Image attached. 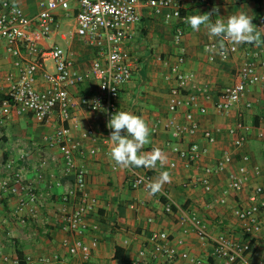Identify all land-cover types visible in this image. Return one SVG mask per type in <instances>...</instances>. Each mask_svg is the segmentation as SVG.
I'll use <instances>...</instances> for the list:
<instances>
[{
  "label": "crops",
  "instance_id": "1",
  "mask_svg": "<svg viewBox=\"0 0 264 264\" xmlns=\"http://www.w3.org/2000/svg\"><path fill=\"white\" fill-rule=\"evenodd\" d=\"M143 2L145 0H142ZM205 5L200 0H182V13L204 14L212 12V22L223 19L240 11L253 17V24L262 28L260 20L264 19V0H261L259 10L256 11L255 0H208ZM17 4L33 16L36 13L32 6L34 0H16ZM74 8L72 2L69 17H63L60 12L56 17L59 29L54 30L51 38L46 41L37 39L40 47L50 43L60 45L74 61V68L84 72L97 57L95 50L83 44L74 36ZM218 13L214 14L213 9ZM139 21L134 25V36L124 43L130 55L131 79L120 87L118 111H130L142 116L150 128L151 143L145 145L144 152L152 148H160L168 160L176 159L177 166L169 168L160 167L153 172V180L160 171L171 174V183L163 186L161 192L150 195L143 189H130L125 183L126 169L120 168L111 160L109 143L104 144L97 140L83 139L80 133L88 128L103 132V117L100 114L89 112L77 104L82 97H90L95 91V82L88 80L75 87L69 88L72 103V114L77 122V127L71 129V145L76 149V168L84 173L86 178L85 191L89 196L96 198L97 206L88 215L87 225L91 229L84 235V241L89 242L95 236L97 244L91 250L87 260L82 261L70 252L72 238L64 229L63 216L70 212L74 206V198L63 202L61 196L64 191L73 186L72 174H63L64 162L61 152L56 146L45 144L43 138L53 133L60 126L58 114L48 121H40L31 115H9L0 125V152L3 162H9V168L0 163V179L19 172L22 178L34 184L39 196L35 204L37 216L26 217L25 223H18L12 212L17 207L16 197L0 191V264H18V253L25 264H44L38 258L47 257L66 264H161L165 262L164 256L154 251L150 236L153 233L165 232L169 236V246L176 248L175 264H192L189 260L180 257L183 252L191 257L200 258L209 264H225V261L212 254V242L200 240L191 224L185 217L194 216L199 224L211 236L225 235L236 242L250 243L247 254L251 264H264V229L250 238L241 232L240 224L233 215V209L239 204H246L247 193L256 186L264 190V140L257 139L254 134L244 144L242 152L249 157V174L245 188L239 194H230L226 203L217 202L220 191L224 186L228 170L222 172L214 179L211 193H205L200 188L190 187L192 179L200 175V170L193 167L186 168L182 165L171 146L175 140L168 131L160 128L156 133L151 127L157 119L163 120L167 115V106L174 99L169 95V90L174 86L173 81L165 80L168 66L175 61L176 54L181 47L184 52V62L181 68L193 75V80L188 87V92L196 91L199 87L208 86L212 94L221 90L233 80V74L244 61L243 52L247 49H258L262 46L254 44L237 45L238 52L227 60L216 58L208 61L204 46L216 37H210L204 26L195 32L184 23L183 36L180 46L173 42L174 28L177 20L165 22L162 17L155 16L151 8L141 6ZM69 26H72L69 30ZM51 29V28H50ZM52 30V29H51ZM48 71H52V64L45 62ZM11 74H14L11 58L0 46V96H3L11 83ZM34 87L38 91L47 88V83L40 74L35 76ZM245 101H251L252 107L246 110ZM199 102L196 103L198 106ZM206 112L200 114L196 106L192 111L194 118L202 129H221L216 134L214 144L208 146L209 152L203 158L201 165L211 164L221 153L230 146V139L223 132L238 119L257 127L264 119V85L255 84L248 88L240 106L227 116L217 114L213 108V100L205 104ZM184 107L179 106L175 117L183 120ZM122 134H125L122 132ZM201 145L204 140L195 137ZM184 145V144H183ZM95 148L94 154H88L90 148ZM81 151V153H79ZM24 158L20 159V153ZM42 158L46 164L39 166ZM236 163L232 166L235 168ZM254 167L259 168V174L254 173ZM38 170L42 178H36ZM55 182H60L55 185ZM172 204V212H164V204ZM24 211L18 216L23 215ZM264 224V210L258 215ZM181 238L183 243L177 245L175 240ZM116 249L120 257L116 258ZM145 250L144 256L140 252ZM153 254L156 255L153 257ZM30 257L31 262L26 258ZM55 264V263H50Z\"/></svg>",
  "mask_w": 264,
  "mask_h": 264
},
{
  "label": "built area",
  "instance_id": "2",
  "mask_svg": "<svg viewBox=\"0 0 264 264\" xmlns=\"http://www.w3.org/2000/svg\"><path fill=\"white\" fill-rule=\"evenodd\" d=\"M72 2L75 4L73 34L83 44L92 47L97 55L84 72L74 68V61L60 45L50 43L40 47L37 42V39L48 41L52 32L59 29V21L56 17L59 12L63 17H69ZM200 2L209 4L208 0H200ZM34 3L36 13L30 16L16 0H0V46L11 58L14 70V74H11V83L0 99V125L12 114L31 115L40 121H48L54 113L58 114L60 126L43 140L45 144L59 148L64 162L63 174L73 176V186L67 188L61 196L63 202L69 201L70 198L75 200L72 210L63 216L64 229L72 238L70 252L85 261L97 244L95 236L89 242L84 241V235L90 229L86 223L87 218L96 208L97 200L85 191V175L76 168V148L71 145L70 135L71 129L77 127V122L71 111L74 98L68 90L88 80L95 82L94 93L90 97H80L77 104L103 117V132L98 133L95 129L88 128L80 133V137L90 139L92 142L101 140L100 142L104 144L109 143L106 139L110 138L112 130L106 126L107 122L118 111L120 87L127 83L132 75L130 55L124 43L134 36L133 27L140 19L141 6L144 4L151 8L153 14L162 17L165 22L171 19L177 20L173 34V42L176 46H180L183 36L182 25L186 16L182 13V0H145L144 2L142 0H34ZM260 24L264 25V19L260 20ZM217 40L204 46L208 61L213 62L216 58L225 61L238 52L237 45L226 42L224 53L219 54ZM243 57L244 61L233 74V80L217 91L215 96L208 86L188 92L193 75L181 68L184 52L180 47L175 61L168 66V73L164 77L165 80L174 82V86L169 90V95L174 101L167 106L168 115L163 120L157 119L151 127L153 133L160 128L169 132L171 138L175 140L171 151L182 161L184 167L200 170V175L190 181V187L211 193L214 179L228 170L227 180L217 198L220 205L226 203L230 194H239L245 188L249 174V157L241 150L253 134L257 139L264 140V119L257 127L238 119L225 128L223 132L230 139V146L223 149L211 164L201 165L203 158L209 152L208 146L215 143L216 134L222 130L202 129L194 118L192 108L196 106L197 112L204 114L205 104L213 100L215 112L227 116L240 106L249 87L258 83L264 85V48L261 46L258 49H247L243 52ZM46 61L52 64L51 72L45 67ZM37 74H40L47 83V88L43 91H38L34 87ZM179 106L185 108L183 120H177L175 117ZM243 107L249 110L252 102L245 101ZM197 135H200L205 145H201L195 139ZM95 152L96 149L93 147L88 150V154ZM19 158L23 159L24 153L21 152ZM237 158L239 163L232 168ZM0 163L9 168L10 164L3 162L1 152ZM45 164L46 159L42 158L39 166ZM166 166L176 167V159L168 160ZM158 168L159 165L156 169L143 167L126 169L125 183L130 189L148 191L146 185L153 180V172ZM254 173L259 174L258 167H254ZM36 178H42L39 170ZM59 184L60 182H55V185ZM0 191L16 197L17 207L12 214L17 218L18 223H25L26 217L37 216L35 204L39 196L34 184L24 180L19 172L1 178ZM246 202L235 206L233 215L240 224L242 234L250 238L264 229V224L258 217L264 210L263 188L256 186L249 190ZM22 211L24 214L18 216ZM164 212H172L171 203L165 202ZM185 219L191 224L200 240L212 242L214 257L224 260L225 264H251L247 258L250 251L248 241L236 242L223 234L213 237L204 230L196 217L189 216ZM96 229V226H92L90 230ZM150 241L154 251L165 258V262L161 264H175V257L178 254L175 247L169 246L167 233H153ZM175 242L181 245L183 240L177 238ZM145 254V250L140 252L141 256ZM155 256L153 254V257ZM180 257L189 260L192 264H209L200 258L191 257L186 252L180 254ZM26 260L32 261L30 257ZM37 260L44 264H66L47 257Z\"/></svg>",
  "mask_w": 264,
  "mask_h": 264
},
{
  "label": "clouds",
  "instance_id": "3",
  "mask_svg": "<svg viewBox=\"0 0 264 264\" xmlns=\"http://www.w3.org/2000/svg\"><path fill=\"white\" fill-rule=\"evenodd\" d=\"M213 11L218 12V9ZM252 21L253 17L244 11L228 16L226 22L223 19L212 22V12L191 14L184 19V23L193 31L198 32L201 26H204L210 37L218 38L219 54L224 53L226 42L256 46L264 43L262 28H257ZM106 126L112 130L110 138L106 139L109 142V155L118 167L156 169L159 165L163 169L167 165L168 157L160 148L154 147L150 152L142 151L145 145L151 143L149 125L142 116L130 111H117L110 117ZM171 180L168 171H160L159 175L146 185L149 194L155 195L161 192L163 186L171 183Z\"/></svg>",
  "mask_w": 264,
  "mask_h": 264
},
{
  "label": "trees",
  "instance_id": "4",
  "mask_svg": "<svg viewBox=\"0 0 264 264\" xmlns=\"http://www.w3.org/2000/svg\"><path fill=\"white\" fill-rule=\"evenodd\" d=\"M255 4H256V11H258L259 10V6H260V4H261V0H255ZM262 39H264V32L262 33ZM262 47L264 48V43H262ZM2 98V96H0V99ZM119 250L118 249H116V254H115V257L116 258H119L120 257V255L117 253ZM18 257V259H17V263L18 264H25L24 263V260H23V258H22V256L18 253V255H17Z\"/></svg>",
  "mask_w": 264,
  "mask_h": 264
},
{
  "label": "rangeland",
  "instance_id": "5",
  "mask_svg": "<svg viewBox=\"0 0 264 264\" xmlns=\"http://www.w3.org/2000/svg\"><path fill=\"white\" fill-rule=\"evenodd\" d=\"M32 9H33V11H35V6H34V4H33V6H32ZM71 27H72V26H69V28H68V29L70 30V29H71Z\"/></svg>",
  "mask_w": 264,
  "mask_h": 264
}]
</instances>
